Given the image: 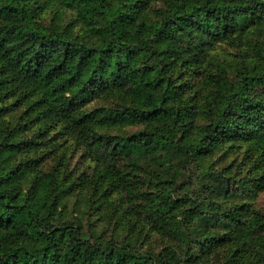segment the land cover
I'll list each match as a JSON object with an SVG mask.
<instances>
[{
    "label": "trees",
    "instance_id": "16d2710c",
    "mask_svg": "<svg viewBox=\"0 0 264 264\" xmlns=\"http://www.w3.org/2000/svg\"><path fill=\"white\" fill-rule=\"evenodd\" d=\"M144 1L0 0V101L10 96L7 86L12 95L20 92L21 97L34 98L35 108L85 137L97 162L117 165L127 160L137 165L139 159L151 154L166 167L161 151L168 153L175 144L168 134H102L93 129L87 115L77 113L78 108L97 90L109 86L138 106L107 110V121L170 118L172 131H178L194 112L186 107L181 115V107L173 100L177 85L170 67L183 52L184 34L193 33L200 48L209 42L202 33L219 39L245 32L262 20L264 0L181 1L162 21L151 24L138 21ZM49 5L75 9L85 34L98 41L72 39L66 29L42 25L39 15ZM238 81L236 87L225 85L221 92L222 105L233 114V122L222 131L218 125L206 127L197 133L199 141L212 137L225 143L240 137L264 148V67L241 72ZM191 128L195 129L194 125ZM176 149L187 150L186 163L190 164L195 151L185 144ZM22 180V170L0 161V264H189L194 259L190 248L195 241L179 210L189 204L192 216H205L199 193L182 195L165 189L150 199L151 207L156 206L166 218L163 223H169L161 233L180 244L152 252L130 241L91 240L79 227L60 223L53 207L56 199L47 203L43 195L36 197L30 189H21ZM226 189L216 190L221 194Z\"/></svg>",
    "mask_w": 264,
    "mask_h": 264
},
{
    "label": "rangeland",
    "instance_id": "374dc122",
    "mask_svg": "<svg viewBox=\"0 0 264 264\" xmlns=\"http://www.w3.org/2000/svg\"><path fill=\"white\" fill-rule=\"evenodd\" d=\"M181 1L196 0H145L138 21L160 22ZM261 18L247 31L219 39L202 33L209 42L200 48L193 33L184 34L183 52L170 67L177 85L173 100L181 107V115L186 107L194 112L176 132L170 118L107 121V110L138 106L109 86L97 90L78 108L77 113L87 115L93 129L102 134H168L175 144L170 152L161 151L166 167L151 154L137 165L127 160L117 165L97 162L84 136L35 108L34 98L21 97L20 92L12 95L10 86L6 87L10 96L0 101V161L23 171L21 189H30L36 197L43 195L47 203L56 199L53 207L60 223L79 227L91 240L130 241L152 252L180 244L161 233L169 223H163L166 218L156 206L151 207L150 199L165 189L182 195L199 193L205 216H192L189 204L179 210L195 241L190 248L194 259L189 264H264V148L248 138L224 143L212 137L199 141L197 134L212 125H218L219 131L226 129L234 116L222 105L224 86L236 87L241 72L264 67V8ZM39 22L66 29L72 39L98 41L85 34L75 9L49 5L39 15ZM184 120L182 117L181 124ZM184 144L195 151L190 164L186 163L187 150L176 149ZM198 144L201 149L194 148ZM222 186H227V192L218 194L216 189ZM211 211H215L213 215Z\"/></svg>",
    "mask_w": 264,
    "mask_h": 264
}]
</instances>
